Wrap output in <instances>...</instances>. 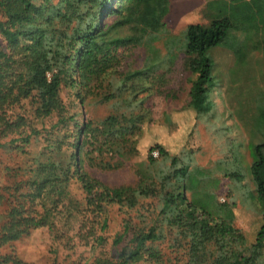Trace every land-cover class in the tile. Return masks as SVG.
Segmentation results:
<instances>
[{
	"label": "trees",
	"instance_id": "trees-1",
	"mask_svg": "<svg viewBox=\"0 0 264 264\" xmlns=\"http://www.w3.org/2000/svg\"><path fill=\"white\" fill-rule=\"evenodd\" d=\"M107 8V0H58L57 3L42 0L40 4L35 0H0V34L7 43L6 50L0 51V148L8 142L3 139L12 134L9 143L20 141L24 146L30 143L33 134L39 133L34 129V132L31 130L22 135L26 116L10 111L18 100H29L36 118L58 116L46 139L51 145L40 153L28 179L14 184V192L7 200L14 197L15 201L11 199L8 209L0 211V250L8 242L20 239L38 227L48 226L53 230L59 218L69 217L72 213L68 205L71 200L68 199L71 195L69 182L76 177L87 205L94 206L93 210L99 212L97 217L104 216L103 230L109 226V216L104 215L106 204L134 208L144 203L142 198L163 203V221L149 224L142 219L135 225L132 220L127 221L124 229L112 239L116 253L110 258L98 256L92 264H168L172 257L164 252L166 246L162 244L166 236L159 230L164 222L169 232L176 230L175 233L183 237V244L178 246L186 248L187 264H264L256 255H243L234 248L242 235L230 228L226 218L219 215L220 209H215L219 208L215 193L205 189L199 194L198 186L192 182L185 185L186 190L193 191L190 200L184 190L177 193L164 191V185L146 173H142L137 186L109 187L83 168L84 156L90 160L96 153L118 157L115 163L100 157L101 166L114 168L125 162L124 154L132 150L128 146H133L136 141L126 138L127 130L116 128L121 122L120 116L110 115L96 125L90 121L84 128H78L70 146L71 154H66L70 159L66 166L52 156L58 144L52 135L49 137L50 134L61 123L75 118V115H65L59 94L64 83H82L88 88L84 95H100L106 101L115 98L112 83L107 81L110 75L106 74L119 59L93 47L99 15ZM205 8L210 18L207 24L191 23L181 35L171 32L165 35L168 50L165 57L157 54L159 51L153 45L155 37L138 41L147 48V58L142 68L121 77V86L135 76L145 75L150 85L143 84L142 90L159 88L157 84L164 82L167 73H155L158 60H165L170 68L183 53L186 68L193 76L188 105L201 114L212 107L209 93L214 85L216 65L212 49L222 46L232 51L234 68L249 75L250 58L264 54V0H209ZM123 12V7L111 11L118 16ZM259 81L255 77L248 79L244 88L240 85L238 89L243 88L240 90H244L247 97L239 101L245 104L231 106L248 135V146H253L251 172L264 220V85ZM232 85L238 86L235 82ZM96 89L98 93H95ZM117 147L123 148L124 152ZM155 148L160 155L166 153L159 144ZM154 161L155 157L150 153L149 165ZM171 211L178 214L171 215ZM105 239L101 232L95 238L97 243H103ZM179 240L176 236L166 239L168 248L175 249L174 242ZM224 247L229 249L224 250ZM254 247H264V223ZM7 263L27 264L0 253V264Z\"/></svg>",
	"mask_w": 264,
	"mask_h": 264
},
{
	"label": "rangeland",
	"instance_id": "rangeland-1",
	"mask_svg": "<svg viewBox=\"0 0 264 264\" xmlns=\"http://www.w3.org/2000/svg\"><path fill=\"white\" fill-rule=\"evenodd\" d=\"M208 1L107 0L108 8L99 15L93 47L102 54L109 52L119 59V63H115L116 66L106 74L110 75L107 81L112 83L115 98L106 101L100 95H84L88 88L82 83H64L59 94L65 106V115H75V118L61 123L50 134L49 137L52 135L58 144L52 156L66 166L70 161L66 154H71L70 146L78 128H84L90 121L96 125L110 115L120 116L121 122L116 128L127 130L126 138L136 141L134 148L128 146L132 150L124 154L122 159L125 162L114 168L101 166V158L115 163L118 157L98 156L96 153L94 159L88 160L87 155L84 156L83 168L109 187L137 186L142 173H146L164 185V191L177 193L184 190L190 200L193 191L186 190L185 185L192 182L198 186L199 194L205 189L215 193L219 204V208L215 209H220L219 215L226 218L236 234L242 235L234 248L243 255H256L262 262L264 247H254L264 220L251 172L253 146H248V135L233 114L232 106L245 104L239 101L247 97L240 89L244 88L248 79L256 77L260 85H264V54L250 58L251 70L247 75L244 70L234 68L232 51L222 46L212 49L216 64L214 85L209 93L212 107L209 112L201 114L188 105L193 76L186 68L183 53L170 68L165 60H158L155 73H167L164 82L157 84L159 88L142 90L143 84L150 85L145 75L135 76L121 86V77L142 68L147 58V48L139 45L138 41L155 37L153 45L159 51L157 54L165 57L168 51L165 35L168 32L181 35L191 23L207 24L210 21L205 8ZM35 2L40 4L42 0ZM52 2L57 3L58 0ZM120 7L124 9L122 15L111 13ZM6 46L0 34V51L6 50ZM250 75L252 77L248 78ZM234 82L238 86L232 85ZM134 83L136 86L133 87ZM240 85L243 88L238 89ZM95 93H98L97 89ZM28 101L18 100L10 111L26 116L28 124L22 127L23 136L31 130L34 132V129L39 133L33 134L30 143L24 146L20 141L9 143L13 134L3 139L8 142L0 148V211L7 210L11 201H15L14 197L11 201L7 200L14 192V184L28 179L40 153L51 145L46 139L58 120L57 115L36 118ZM157 144L163 146L166 153L154 156L155 161L149 165V154L157 150ZM20 145L22 148H19ZM118 149L124 152L123 148ZM69 190L71 195L68 199L71 200L68 205L69 211H72L68 212L69 217L59 218L53 230L48 226L31 230L20 239L8 242L0 253L27 264H92L98 256L110 258L116 253L117 247L112 245V239L124 229L127 221L132 220L135 225L142 219L149 224L164 219L161 213L163 203L155 199L142 198L144 203L134 208L105 202L104 215L109 216V226L103 230L101 222L104 216L99 214L100 217H97L99 212L93 210L94 206L87 205L81 183L76 177L69 182ZM170 214L177 215L178 212L171 211ZM159 230L166 236L162 244L166 246L164 252L172 257L168 264H187L184 256L186 248L178 246L184 241L181 234L177 235L176 230L169 232L165 222ZM100 232L106 236L103 243L95 240ZM174 236L180 240L174 242L175 249H169L166 239ZM176 247L180 249L176 250ZM228 249L224 247V250Z\"/></svg>",
	"mask_w": 264,
	"mask_h": 264
},
{
	"label": "built area",
	"instance_id": "built-area-1",
	"mask_svg": "<svg viewBox=\"0 0 264 264\" xmlns=\"http://www.w3.org/2000/svg\"><path fill=\"white\" fill-rule=\"evenodd\" d=\"M153 155H154V156H158V155H159V151H158V150L153 151Z\"/></svg>",
	"mask_w": 264,
	"mask_h": 264
}]
</instances>
